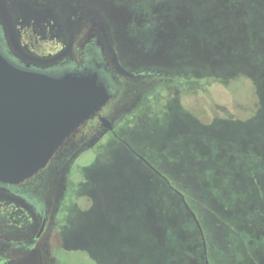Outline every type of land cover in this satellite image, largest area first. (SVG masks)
Masks as SVG:
<instances>
[{
    "label": "rangeland",
    "instance_id": "obj_1",
    "mask_svg": "<svg viewBox=\"0 0 264 264\" xmlns=\"http://www.w3.org/2000/svg\"><path fill=\"white\" fill-rule=\"evenodd\" d=\"M0 18L14 51L46 65L97 32L121 78L103 113L156 169L113 136L85 145L42 186L43 240L0 264H208L174 190L197 195L210 264H264V0H0ZM33 25L41 48L17 40ZM192 75L217 81L196 91ZM15 199L0 188L5 242L33 223Z\"/></svg>",
    "mask_w": 264,
    "mask_h": 264
},
{
    "label": "water",
    "instance_id": "obj_2",
    "mask_svg": "<svg viewBox=\"0 0 264 264\" xmlns=\"http://www.w3.org/2000/svg\"><path fill=\"white\" fill-rule=\"evenodd\" d=\"M110 97L97 71L37 69L0 49V181L17 183L36 174L70 133L95 115L113 130L112 120L100 113ZM181 198L199 228L210 264L202 225L183 194ZM44 225L43 221L41 230Z\"/></svg>",
    "mask_w": 264,
    "mask_h": 264
},
{
    "label": "flooded vegetation",
    "instance_id": "obj_3",
    "mask_svg": "<svg viewBox=\"0 0 264 264\" xmlns=\"http://www.w3.org/2000/svg\"><path fill=\"white\" fill-rule=\"evenodd\" d=\"M16 37L17 40H19V43H22L24 46L31 45L34 48H41L45 45L43 43L44 39L49 36L47 30H43L41 27L33 25L28 29L22 28L17 30ZM0 49L15 61L37 69L56 73L84 70L97 71L105 79L106 84L111 92V97L109 100H111L115 94L114 87L118 86L121 82L119 73H115V70L109 66L108 56L102 47L99 34L93 29L85 34L84 40L81 43L80 49L77 53L78 55L75 59H65L61 57L56 62L46 65L39 61L23 60L14 51L12 42L9 39V35L7 34L6 26L3 22V19L0 18ZM109 100L100 111L102 115H105L103 113V108L108 104ZM108 117L112 120L111 116ZM92 121H98V123L96 122L95 124H90ZM113 125V130L103 126L101 120L99 119V115H95L94 117L88 119L85 123L80 124L74 131H72L70 135L63 141V143L55 150L46 167L40 169L36 174L17 183L0 181V188H3L12 197L16 198L12 202L17 203V199H19L31 208L32 213L34 214L31 223H34V220H37L36 224L32 223L31 226L30 224L29 226L27 224V228L29 229L21 238H14L9 240V242H5L0 238V262L14 258V256L18 253L23 254V252L36 246L40 240H43V236L45 235L49 223L50 205L46 200L45 195L42 194V186L43 184L51 183L52 180L57 177L63 165L74 155V153L85 147V145L86 149L82 154L85 152L87 153L88 150L90 151L94 149L105 137L113 136L114 138L119 139L131 150V152H133V154L137 155L145 162V160L138 155L139 153H137L129 145V143L118 134V130H116L118 127L114 123ZM89 133L93 134V139L91 142H87ZM149 167L152 168L151 166ZM152 169L156 172V169ZM157 174L162 176L159 172H157ZM165 180L171 187L170 182L167 179ZM172 189L173 188H171V190ZM176 192H178L181 196V191ZM20 211L23 217H31L29 214L30 211L28 209L23 210V208L21 209L20 207ZM43 221L45 222V225L41 230ZM28 222L30 223V221ZM11 226L21 228L22 224L14 221L11 223ZM49 233L50 231H48L47 236ZM46 238L48 239L49 237Z\"/></svg>",
    "mask_w": 264,
    "mask_h": 264
},
{
    "label": "trees",
    "instance_id": "obj_4",
    "mask_svg": "<svg viewBox=\"0 0 264 264\" xmlns=\"http://www.w3.org/2000/svg\"><path fill=\"white\" fill-rule=\"evenodd\" d=\"M190 78L192 79L191 81H192V83H194V84H192L191 86H193L194 85V90H196V91H199V90H201V92L202 91H205V93H207L208 92V87L212 84V83H214L215 81H217L216 79V77L215 76H213V75H206V76H200V77H196V76H190ZM196 82V83H195ZM174 190V189H173ZM175 192H176V190H174ZM193 196H185L184 195V197H185V199H186V201L188 202V204H189V206L191 207V209L196 213V215H197V217H198V215H199V213H198V210L197 209H195L194 208V204L193 203H191V201H195L196 200V197H197V195H195V194H192ZM193 197V198H192ZM191 200H190V199ZM184 203V202H183ZM187 208V207H186ZM188 209V208H187ZM189 210V209H188ZM191 213V212H190ZM192 215V214H191ZM193 217V216H192ZM195 220V219H194ZM200 223L202 224V225H204V223L202 222V221H200ZM201 234V233H200ZM203 242V241H202ZM204 248V247H203Z\"/></svg>",
    "mask_w": 264,
    "mask_h": 264
}]
</instances>
